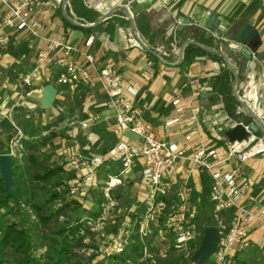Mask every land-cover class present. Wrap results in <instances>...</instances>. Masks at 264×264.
I'll use <instances>...</instances> for the list:
<instances>
[{
	"label": "built area",
	"instance_id": "1",
	"mask_svg": "<svg viewBox=\"0 0 264 264\" xmlns=\"http://www.w3.org/2000/svg\"><path fill=\"white\" fill-rule=\"evenodd\" d=\"M55 1L61 4L64 0ZM35 6L36 0H0V53L21 39L26 41L29 50L34 51L33 64L18 78L19 86L30 88L48 68L56 89L98 85L105 96L104 107L113 112L114 134L135 136L133 140L118 139L104 153L83 155L73 151L63 165L64 171L71 175L66 187L68 197L78 200L87 190H99V211L84 221L89 232L97 231L105 222L115 223L118 214L117 229L107 245V255L123 252L132 233L142 245V258L149 256L153 248L161 254L171 247L175 251L193 252L201 236V227L196 221L198 212L200 206L207 203L213 225L218 227L211 264H229L231 258L250 246L255 224L264 225V205H258L250 193L252 181L243 175L240 167L225 168L224 163L234 156L244 163L264 154V138L251 133L247 141H229L223 131L236 122L222 116L218 128L213 130L225 140L220 146L196 143L187 153L185 145L157 139L153 126L142 118L141 110L135 105L138 88L125 84L114 67L96 63L89 51L93 37L84 39L83 48L70 43L65 35L50 38L42 30ZM215 37L230 42L223 36ZM74 55L81 61L74 60ZM248 65L250 67V63ZM188 85L202 96L211 91L208 84L200 83L189 74ZM172 104L176 116L165 121L168 128L181 123L185 111L179 97H175ZM250 113L257 117L254 111ZM186 120L194 124L185 135V140L189 141L200 132V127L196 113ZM79 126L85 128L87 122H81ZM247 126L246 130L250 132ZM87 139L90 144H95L92 135ZM135 166H139V191L129 208L119 214L121 208L115 192L125 184L127 174ZM194 175L208 177L206 201H193L190 181ZM100 177H103V183L99 185Z\"/></svg>",
	"mask_w": 264,
	"mask_h": 264
},
{
	"label": "crops",
	"instance_id": "2",
	"mask_svg": "<svg viewBox=\"0 0 264 264\" xmlns=\"http://www.w3.org/2000/svg\"><path fill=\"white\" fill-rule=\"evenodd\" d=\"M82 2L84 6L99 14V20L102 17V10L108 12L104 19L114 16L118 20V25L113 33L91 31L85 34L80 29L64 27L60 18L55 15V10L60 7L64 11V6L66 4L68 6V1L62 5L55 0H36V13L42 23L43 32L53 39L65 35L70 43L79 48H83L84 39L92 36L93 44L89 51L93 53L96 63L99 66L114 67L122 75L125 84L138 88L135 105L141 110L142 118L153 126L157 139L175 142L180 146L185 145L187 153L196 143L204 146H220L225 140L219 138V134L213 131L218 128L220 118L226 116L235 121L224 110L221 100L213 99L216 92L212 89V83L220 73L221 63L202 55L196 57L190 64L181 66L183 50L182 55L180 52L186 43H194L221 56L225 64L231 66L235 75L232 89L238 102L237 112L250 116L257 125L254 135L264 138L260 129V126H264V0H82ZM210 12L216 14L221 36L225 29L236 20L248 22L258 30L261 44L251 54L250 60L244 56V58L239 56L235 59L234 55L240 54V46L223 42L213 35L212 29L204 28ZM69 14L71 23L76 25L77 18L70 9ZM141 15L149 21L153 29L162 31L154 42H150L138 30L136 17ZM181 19L189 21V24L184 25L182 29L191 26L203 28L211 36L212 42L208 46H203L192 38L183 40L182 35L177 33L180 30H175V25ZM172 22L174 26L169 28ZM139 40L149 50L143 49ZM72 57L74 60L81 61L77 55ZM33 60L34 51L29 50L26 41L21 39L12 43L6 52L0 53V69H10V72L20 75L30 69ZM249 63L250 67L247 68ZM49 70V68L45 70L42 78L33 84L31 92L39 95V101L42 96V87L52 84ZM188 74L200 83L209 85L211 91L208 95L197 94L189 87ZM0 77L2 80L0 84V122L4 123L8 113L7 106L12 99L9 95L13 92L8 93V91L13 89L14 85L9 83L7 72L0 71ZM76 93L77 91L74 92ZM84 93L91 99V102L95 101L92 113L89 114L90 118L71 121L70 125L74 126L71 134H74L77 128L86 132L85 142L88 145L79 148L75 146L73 151L88 155L91 153L88 150L89 146L94 144H90L87 136L92 135L97 144L99 137L94 128L102 124L114 132L115 122L113 112L104 107L105 96L98 85L85 88ZM60 94L57 96L60 97ZM68 94L73 93L69 91ZM175 97L180 98L185 111L181 115V123L168 128L164 125L165 121L176 116L175 107L172 104ZM252 111L257 114V117L250 113ZM192 113H196L200 132L186 141L185 135L194 126L186 118ZM81 122H87V127L81 128L79 126ZM18 130L20 131L19 128ZM115 136L117 140L135 139V136L130 133L115 134ZM73 151L67 150L66 161L69 153ZM224 167H240L243 175L252 181L250 193L257 199L258 205H264V154L251 157L244 163H240L234 156L224 163ZM128 184L134 190V201L135 194L139 191V166H135L127 174L124 185ZM208 184L209 180L206 175H194L191 178L193 201L208 199ZM249 243L248 248L256 247L264 255V225L255 224Z\"/></svg>",
	"mask_w": 264,
	"mask_h": 264
},
{
	"label": "trees",
	"instance_id": "3",
	"mask_svg": "<svg viewBox=\"0 0 264 264\" xmlns=\"http://www.w3.org/2000/svg\"><path fill=\"white\" fill-rule=\"evenodd\" d=\"M69 9L77 18V24L73 25L70 20ZM55 15L60 18L64 27H73L80 29L83 33L88 34L91 31L113 33L118 25V20L114 16H109L103 21H99V14L83 5L82 0H68L64 6V11L58 7ZM97 23V24H96ZM136 23L139 32L147 37L150 42H154L158 35L161 34L160 29H153L149 21L144 16H137ZM92 24H96L91 26ZM220 34L216 28H211ZM177 33L182 35V39L192 38L195 42L208 46L212 42V38L203 28L191 26ZM206 55L221 63L220 73L214 78L212 89L216 92L213 99L221 100L224 110L236 122L243 125L255 123L253 119L245 114L237 112L238 102L233 95V83L235 75L230 65H226L224 59L213 52L190 43L183 48V60L181 66L190 64L196 57ZM242 57L240 54L234 55V58ZM82 86H77L73 90L67 88H58V94L69 91H75L84 94ZM15 124L20 129L23 137L26 139V147L24 150L23 163L15 165L12 161V182L10 185L12 196H7L3 188V180L0 177V209L3 210V216L20 217L18 220L3 221L0 219V264H4L3 258L9 255L12 258V264H85L78 258V252L86 247L84 240L89 233L85 222L80 218L69 214L81 207L79 200L68 197L66 190H61L63 177L67 180L71 175L64 171L61 165H50L49 157L37 154L46 147L54 134L49 136L42 135L36 128L35 124L28 119L15 118ZM98 135V133H96ZM111 136V143L101 152L104 153L112 147L117 138L114 132H108ZM99 140L102 141L100 134ZM102 146V145H101ZM100 147V142H97ZM104 147V146H103ZM26 181V185L24 182ZM57 184V185H56ZM56 185V186H55ZM38 188L41 194L37 193ZM120 189L116 190L120 197ZM89 190L86 192V196ZM66 195V196H65ZM69 199H68V198ZM16 200V205L14 204ZM59 202L58 206L55 203ZM98 202V200H97ZM93 216H96L99 207L95 209ZM209 206L207 203L200 206L197 220L201 219L200 229L201 236L197 241L199 245L203 235V228L211 226L214 222L209 214ZM34 217V221L31 218ZM28 223L34 224L37 229L35 237L31 236L32 229ZM116 224L114 232H116ZM252 248V246L250 247ZM253 249V248H252ZM245 250L236 254L229 260V264H264V255L260 251ZM151 251H156L154 248ZM173 247L164 253H172ZM249 253V258H243V254ZM106 258L110 264H138L142 258V245L135 233L131 234L128 244L121 253L107 255ZM145 263V262H144ZM88 264V263H86Z\"/></svg>",
	"mask_w": 264,
	"mask_h": 264
},
{
	"label": "rangeland",
	"instance_id": "4",
	"mask_svg": "<svg viewBox=\"0 0 264 264\" xmlns=\"http://www.w3.org/2000/svg\"><path fill=\"white\" fill-rule=\"evenodd\" d=\"M2 70L7 72L9 83L13 84L14 88L9 89L8 91V93L13 91L9 95L12 99L7 106L8 113L4 119V123L0 122V155L10 154L15 165H21L23 163L26 139L18 132V128L15 124V118L28 119L35 124L37 130L42 135H55L54 138L50 139L49 144L37 155L39 157L42 155L49 157L48 163L50 165L62 164L63 166L66 163L67 150L73 151V147L75 146L79 148L87 145L85 142L86 132H82L77 128L74 130V134H71V129L74 126L70 125V122L90 118L89 114L92 113V106L95 101L91 102V99H89L85 93H61V96L56 97L51 107L44 109L40 106L39 95L31 92L34 86H31L30 88H22L18 84V78L21 74H14V72H10V69L6 68L0 69L1 72ZM1 81L0 77V84ZM14 101L16 103H14ZM94 130L98 133V135L100 134L103 136L102 141H98L100 142L99 148L97 147V144H94L89 146L88 150H90L91 153L98 154L101 153L109 143H111L112 138L109 136L108 132H112V129L106 128L100 124L94 128ZM63 179L64 183L61 187L57 184V186H55L59 187L61 190H66L67 178L63 177ZM98 183L99 185L103 183V177L99 178ZM24 185H26V181L24 182ZM121 188L120 194L123 195L120 197L121 200H118L121 208L119 214L129 208L133 202L134 195V190L130 184L124 185ZM35 190H37L38 194H41L38 188H35ZM98 192L99 190L96 188L90 189L87 196L85 194V196L78 197V200L82 203L81 207L74 211H70L69 214H72L83 221L93 217L96 211L95 209L98 208L97 200L101 198V196L98 195ZM117 198L119 199L118 194ZM58 205L59 202L57 201L55 206ZM118 216L119 215L117 214L114 219L115 223H111V221L105 222L104 224L99 225L97 231L89 232L87 234V238L84 242L90 247L83 248L78 252V258L80 261L85 264H110V261L106 258V248L111 241V237L114 235V226L117 224L116 222H118ZM0 219L3 221H15L20 219V217L3 216V210L0 209ZM31 220L34 221V217H32ZM200 223L201 219L199 218V225ZM28 226L32 229L31 236L35 237L37 234V229L34 227L35 225L28 223ZM252 248L259 251L256 247ZM252 248H247V250H252L250 252H253L254 250ZM194 251L195 250H193V252ZM193 252L187 253L186 251H173L169 254H161L158 251H152L149 256H144L139 259L140 263L138 264H194L192 260ZM242 257L249 258L250 256L249 253H247L243 254ZM3 262L4 264L13 263L12 258L9 255L4 256ZM211 263L212 259L209 258V260L204 264Z\"/></svg>",
	"mask_w": 264,
	"mask_h": 264
},
{
	"label": "water",
	"instance_id": "5",
	"mask_svg": "<svg viewBox=\"0 0 264 264\" xmlns=\"http://www.w3.org/2000/svg\"><path fill=\"white\" fill-rule=\"evenodd\" d=\"M68 0H64L62 5L65 4ZM108 12L106 10H102V17L97 22H101L106 16ZM96 23V24H97ZM96 24H92L94 26ZM189 24V21L186 19H181L179 23L175 25V30H181L184 25ZM174 26V22L170 24L169 28ZM204 28L207 30L211 28H219L218 19L216 18V14L214 12H210L206 18V22ZM215 36H219L220 34L214 31ZM221 36V35H220ZM222 36L228 41L240 46L239 51L242 56L247 58L248 60L251 57V54L254 53L257 48L261 44V38L257 29L252 27L248 22H244L241 20H236L231 23L224 31ZM139 44L146 48L141 41L139 40ZM187 44V43H186ZM184 44V46L186 45ZM147 49V48H146ZM149 50V49H147ZM183 47L181 48L180 54L182 55ZM249 65H247V68ZM264 79V76H263ZM41 98H40V106L42 108H49L52 106L58 91L53 84H46L41 89ZM208 95V94H206ZM248 129L250 132L246 130L245 125L240 122H236L233 126L225 129L223 131V135L229 141H247L251 137V133H255L257 131V125L252 123L249 124ZM261 131L264 134V126H260ZM12 156L10 154H1L0 155V177L3 180V188L7 196H12L10 191V185L12 182ZM16 204V200H14ZM218 227L211 225L205 226L203 228V235L200 240L198 247L192 254V260L194 264H204L206 263L210 256L213 254L216 246V242L218 241Z\"/></svg>",
	"mask_w": 264,
	"mask_h": 264
}]
</instances>
